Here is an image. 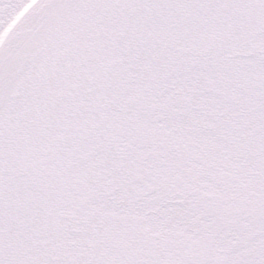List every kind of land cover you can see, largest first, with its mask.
<instances>
[{"label": "snow or ice", "instance_id": "obj_1", "mask_svg": "<svg viewBox=\"0 0 264 264\" xmlns=\"http://www.w3.org/2000/svg\"><path fill=\"white\" fill-rule=\"evenodd\" d=\"M0 264H264V0H0Z\"/></svg>", "mask_w": 264, "mask_h": 264}]
</instances>
